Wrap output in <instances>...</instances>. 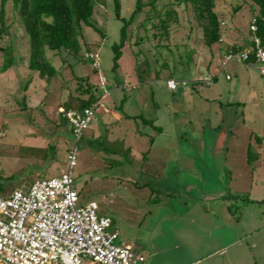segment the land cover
<instances>
[{"label":"rangeland","instance_id":"1","mask_svg":"<svg viewBox=\"0 0 264 264\" xmlns=\"http://www.w3.org/2000/svg\"><path fill=\"white\" fill-rule=\"evenodd\" d=\"M136 2L120 0L121 18ZM217 2L224 44L206 48L185 5L174 8L177 22L160 43L152 27L159 21L142 23L146 8L115 62L124 21L114 0H98L91 20L104 35L82 25L89 62L48 52L62 70L50 82L28 68L29 39L8 4L0 69L2 49L11 46L15 59L0 71L1 196L61 177L76 152L78 205L96 203L112 220L115 245L139 249L147 264H264V76L258 64L235 59L222 69L221 56L234 44L250 48L259 11L245 0ZM81 77L100 100L77 140L59 106L77 97ZM170 78L176 91L167 89Z\"/></svg>","mask_w":264,"mask_h":264},{"label":"built area","instance_id":"2","mask_svg":"<svg viewBox=\"0 0 264 264\" xmlns=\"http://www.w3.org/2000/svg\"><path fill=\"white\" fill-rule=\"evenodd\" d=\"M251 30L256 32V26ZM255 50L228 56L243 62L254 55L264 76V49L254 37ZM91 57H94L91 55ZM104 86V82L102 88ZM176 90L174 80L167 82ZM96 104L79 111H64L79 140L92 122ZM76 152L70 155L68 171L52 180L35 182L27 193L14 191L6 196L0 183V264H139L144 258L132 246L115 245L117 234L109 232L112 220L98 215L90 203L80 207L74 188ZM2 167L0 164V175Z\"/></svg>","mask_w":264,"mask_h":264},{"label":"trees","instance_id":"3","mask_svg":"<svg viewBox=\"0 0 264 264\" xmlns=\"http://www.w3.org/2000/svg\"><path fill=\"white\" fill-rule=\"evenodd\" d=\"M114 1L116 4V15L124 21L120 34L121 43L114 47L116 53L115 62L119 59L121 50L125 46L128 27L146 8H149V11L142 23L146 26L153 19L159 21L158 24H153L152 27L157 30L153 38L160 39V43L167 40L173 23L177 22V12L174 8L185 5L191 8L198 26L203 29L205 47L212 50L216 45L224 44L221 18L224 14H220L217 9L218 0H137L135 9L128 20L121 18L120 0ZM163 1L167 3L164 4ZM224 1L226 4L227 0ZM245 1H249L252 7L259 11V15L252 19L250 26L251 37L253 38L251 39L252 44L248 49L243 43L227 47L222 51L221 55L224 57V62L232 54H239L249 49L256 51L254 37L260 39L261 46L264 49V0ZM0 2V39L10 36L12 24L8 23L10 20L6 17V13L7 5L11 4L12 10L21 18L26 36L29 39L28 68L38 73L40 79L46 78L48 82L62 72V70L57 71L52 65L50 58H48V52H55L57 56L64 54L67 57H75L76 61L86 64L90 60L87 56L90 53V47L85 49L87 44L84 41L82 25L91 26L96 31H99L102 36L104 35L102 30L94 25L91 20L98 5V0H0ZM233 7H235L232 9L234 14L240 9L241 4ZM254 25L256 26V32L251 30ZM156 48H158V45H156ZM2 50L6 52L7 56L0 71L6 73L14 65L15 58L11 46H7ZM91 58L94 60V57ZM242 63L259 65L254 55H251L248 60ZM226 66L227 64L223 65L222 69H225ZM68 67H71V65ZM227 80H231L229 75ZM97 90L98 88L95 85L89 83V78L81 77L78 79L77 97L75 99L70 97L67 102L59 106V109L66 112L71 110L82 112L99 102L100 98L96 97ZM169 91L172 90L169 89ZM75 101L76 103H74ZM59 115L68 122L74 133V128L68 119L63 117L61 113Z\"/></svg>","mask_w":264,"mask_h":264},{"label":"crops","instance_id":"4","mask_svg":"<svg viewBox=\"0 0 264 264\" xmlns=\"http://www.w3.org/2000/svg\"><path fill=\"white\" fill-rule=\"evenodd\" d=\"M170 79H172V78H170ZM168 89V88H167ZM169 90V89H168ZM106 114H107V112H106ZM116 116H114V118L116 119L115 121L116 122H119L121 119H122V116L120 115V114H115ZM128 118V117H127ZM126 118V119H127ZM113 234H117V238L115 239V241L118 239V233H113ZM114 241V242H115ZM121 244H124V245H128V246H132V245H130V244H125V242L124 241H122V243ZM120 244V245H121ZM134 248V247H133ZM134 250H135V252L138 254V255H140V256H142L143 258H144V256H143V253H141L140 252V250L139 249H137V248H134ZM144 262H142V263H139V264H147V261H146V259L144 258ZM148 264H152L151 262H148Z\"/></svg>","mask_w":264,"mask_h":264},{"label":"clouds","instance_id":"5","mask_svg":"<svg viewBox=\"0 0 264 264\" xmlns=\"http://www.w3.org/2000/svg\"><path fill=\"white\" fill-rule=\"evenodd\" d=\"M104 82V81H103ZM106 82V81H105ZM102 85H103V83H102ZM104 85H105V83H104ZM103 88H104V86H103ZM95 105V104H94Z\"/></svg>","mask_w":264,"mask_h":264}]
</instances>
